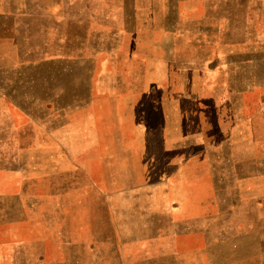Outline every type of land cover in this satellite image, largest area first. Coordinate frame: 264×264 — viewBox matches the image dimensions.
Here are the masks:
<instances>
[{"label": "rangeland", "instance_id": "1", "mask_svg": "<svg viewBox=\"0 0 264 264\" xmlns=\"http://www.w3.org/2000/svg\"><path fill=\"white\" fill-rule=\"evenodd\" d=\"M171 60L192 69L193 92L216 86L189 114L194 150L224 166L184 221L192 246L145 251L115 231L80 242L64 209L68 140L90 119L108 140L129 129L127 102L156 96ZM0 264H264V0H0Z\"/></svg>", "mask_w": 264, "mask_h": 264}, {"label": "crops", "instance_id": "2", "mask_svg": "<svg viewBox=\"0 0 264 264\" xmlns=\"http://www.w3.org/2000/svg\"><path fill=\"white\" fill-rule=\"evenodd\" d=\"M141 52L144 49L136 54L151 56L138 54ZM164 54L189 56L186 50L174 52L170 48ZM149 69L153 74L156 66ZM191 72L174 60L166 75L158 71L157 95L141 93L131 98L127 104L137 114L129 121V129L118 124L112 133L114 138L108 140L104 132L92 133L91 119L82 124L80 133H72L66 150L65 208L61 209H65V217L78 216L82 223L80 242L91 235L105 241L106 234L115 231L145 251L155 246L167 248L169 244L164 241L171 237L175 245L192 246L191 237L198 231L195 224L184 229V221L193 219L195 223L201 217L206 185L211 181L217 184L224 166L219 160L208 163L202 159L203 150H194L201 148L202 129L199 124L197 132L190 131L189 114L196 105L207 104L204 93L214 91L216 86H203L200 76L201 82L193 92L185 76ZM227 72H234L233 65H228ZM230 78L227 88L232 90ZM140 118L144 124H138ZM241 137L245 144L248 140L243 132ZM106 211L115 218L114 228L102 219ZM57 234L66 239L70 235L63 229Z\"/></svg>", "mask_w": 264, "mask_h": 264}]
</instances>
